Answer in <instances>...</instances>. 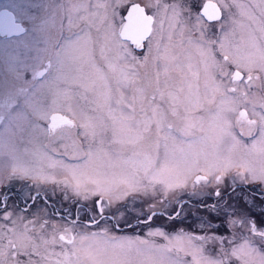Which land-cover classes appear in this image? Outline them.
<instances>
[{"label":"snow or ice","instance_id":"snow-or-ice-1","mask_svg":"<svg viewBox=\"0 0 264 264\" xmlns=\"http://www.w3.org/2000/svg\"><path fill=\"white\" fill-rule=\"evenodd\" d=\"M13 180L91 214L26 220ZM0 186V264H264V0H0ZM189 187L217 198L204 234L152 229L155 204L115 234Z\"/></svg>","mask_w":264,"mask_h":264},{"label":"rangeland","instance_id":"rangeland-1","mask_svg":"<svg viewBox=\"0 0 264 264\" xmlns=\"http://www.w3.org/2000/svg\"><path fill=\"white\" fill-rule=\"evenodd\" d=\"M139 2H143V0H139ZM168 2V0H166ZM175 39V38H174ZM146 51L145 49L141 50H135V55L143 56ZM148 71L151 72V66L149 65ZM5 185H9V188H19L22 194L24 195L22 197H25L29 193L35 195L36 193H39V197L33 202L32 200H25V206L24 210L22 212L17 210L13 207H11L10 211H13L14 214L17 215H23L26 220L34 219V213L38 214L41 219H47L50 222H54L57 224H64L68 219H71L73 217H76L80 219V221L86 222L89 215L91 214L90 208V202H84L82 200L78 201V198H75L71 191H68V199H64V192L60 189L55 190V194H53V186L52 185H32L30 181H19V180H13L11 182L5 181ZM29 185V186H25ZM2 187V186H0ZM252 187V186H244L240 185L236 188V192H242L245 190V188ZM5 190V188H3ZM211 189L209 188L208 191ZM45 193H47V197L45 196ZM192 189L189 187L186 190H177L174 194H170L168 199L172 201L180 200L183 203H173L170 206H173V208H176L177 204H180V208L183 207L184 211L180 216H176L179 221H176L174 217H165L161 219H154L151 222H149V225L152 229H155L159 227L161 230L169 233L174 234L180 229H183L188 232H194L197 235L204 234V231L200 227V220L198 217H203L205 219L210 218L211 216H214L215 213H211L209 210L205 208L199 207V202L201 200H204L208 205H212L216 203L217 198L214 196H206V195H192ZM16 192L12 191V195L16 197ZM10 198H13L12 196ZM140 201H143L142 203ZM140 201L128 204V212H127V218L129 221L133 224V227H126L124 224L121 223V227L117 230H115V234L117 235H128V236H142L147 238V232L149 230L148 227L143 226L142 224L137 226L136 225V217L139 214V212L136 214V212H131V210H136V204L137 205H146L147 207L151 204L156 205V209H158V206L162 205L161 198L157 196L156 198H150V197H141ZM243 204V202H241ZM255 203L257 207L250 210V216L254 218L258 224V226H261L260 222L262 219H264V212L261 211V206L264 205V201H261L258 197L255 198ZM132 206H131V205ZM133 207V208H132ZM140 208V207H139ZM173 208L169 210L170 214L173 213ZM147 209V208H146ZM123 211V209H122ZM140 220H145L146 216H139ZM4 221L0 220V223H3ZM111 223V222H108ZM219 225V221H213V228H216ZM38 226V225H37ZM105 226V222L101 221V227ZM88 230L95 231L97 230L95 225H90ZM230 231L228 233L224 232V229L221 228L220 232L223 234H230ZM151 239L155 240L157 243H165L163 237H152Z\"/></svg>","mask_w":264,"mask_h":264},{"label":"flooded vegetation","instance_id":"flooded-vegetation-1","mask_svg":"<svg viewBox=\"0 0 264 264\" xmlns=\"http://www.w3.org/2000/svg\"><path fill=\"white\" fill-rule=\"evenodd\" d=\"M5 191H10L12 193V191L16 192V197H14L12 194L9 196L8 198V201H7V204H8V210L10 211L11 210V207L15 208L16 211L19 210L21 211L20 209H22V212H23V208L25 206V198L22 197L24 195V193L22 194V192L20 191V187L19 188H5ZM13 197V198H10V197ZM0 199H2V197H0ZM131 205V204H130ZM132 206V205H131ZM136 206V210H131V212H136V214L139 212V214L144 211L146 212L148 207L146 205H135ZM140 207V208H139ZM133 208V207H132ZM147 208V209H146ZM173 206H168L167 208H165L164 206H162L161 208V215L159 216H155L156 218L154 219H161V218H165V217H174V219H176V216L175 214L173 216H171L172 214H170L169 210L172 209ZM176 209L179 210L180 209V204H177L176 205ZM0 215H2V212H0ZM139 216H143V215H139ZM178 217V216H177ZM178 219L180 218H177L176 221H179ZM143 221V220H142ZM123 224V223H122Z\"/></svg>","mask_w":264,"mask_h":264},{"label":"water","instance_id":"water-1","mask_svg":"<svg viewBox=\"0 0 264 264\" xmlns=\"http://www.w3.org/2000/svg\"><path fill=\"white\" fill-rule=\"evenodd\" d=\"M137 50H141V49H137Z\"/></svg>","mask_w":264,"mask_h":264}]
</instances>
